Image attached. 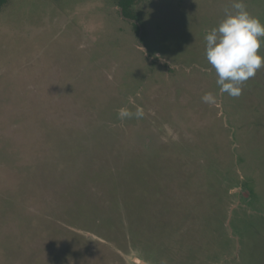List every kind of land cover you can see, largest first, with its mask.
I'll return each mask as SVG.
<instances>
[{
    "label": "rangeland",
    "instance_id": "obj_1",
    "mask_svg": "<svg viewBox=\"0 0 264 264\" xmlns=\"http://www.w3.org/2000/svg\"><path fill=\"white\" fill-rule=\"evenodd\" d=\"M230 8L142 0V44L115 0L0 12V264H264V68L231 97L205 57Z\"/></svg>",
    "mask_w": 264,
    "mask_h": 264
},
{
    "label": "clouds",
    "instance_id": "obj_2",
    "mask_svg": "<svg viewBox=\"0 0 264 264\" xmlns=\"http://www.w3.org/2000/svg\"><path fill=\"white\" fill-rule=\"evenodd\" d=\"M205 57L215 70L216 85L220 93L239 97L243 85L264 68V55L259 54L264 44V23L253 16L244 0H231V8L225 10L224 18L204 36ZM202 101L216 102V95L207 92ZM141 118L143 111L137 108L133 113L127 108L118 110V118ZM133 264H143L139 259Z\"/></svg>",
    "mask_w": 264,
    "mask_h": 264
},
{
    "label": "trees",
    "instance_id": "obj_3",
    "mask_svg": "<svg viewBox=\"0 0 264 264\" xmlns=\"http://www.w3.org/2000/svg\"><path fill=\"white\" fill-rule=\"evenodd\" d=\"M12 0H0V12L6 8ZM118 7L119 15L122 20L132 25L134 33L140 39L141 44L145 37L144 20L145 15L143 10L140 9L142 0H115ZM137 183L141 182L138 178L135 180Z\"/></svg>",
    "mask_w": 264,
    "mask_h": 264
}]
</instances>
